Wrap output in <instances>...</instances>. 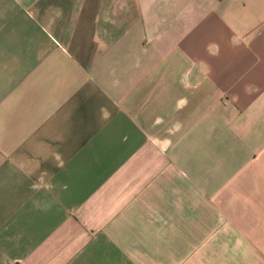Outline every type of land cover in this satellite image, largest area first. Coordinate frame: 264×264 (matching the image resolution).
<instances>
[{"label": "crops", "instance_id": "crops-1", "mask_svg": "<svg viewBox=\"0 0 264 264\" xmlns=\"http://www.w3.org/2000/svg\"><path fill=\"white\" fill-rule=\"evenodd\" d=\"M0 264H264V0H0Z\"/></svg>", "mask_w": 264, "mask_h": 264}, {"label": "clouds", "instance_id": "clouds-1", "mask_svg": "<svg viewBox=\"0 0 264 264\" xmlns=\"http://www.w3.org/2000/svg\"><path fill=\"white\" fill-rule=\"evenodd\" d=\"M99 112L101 114V119L106 120V119H109L111 117V113L109 112V110L107 109L106 106H101L100 109H99ZM56 160L57 161L61 160V156L59 154L56 155ZM56 166L60 167L62 165L61 164H57ZM49 187H51V185ZM62 187L64 188V190H67L68 186L67 185H63Z\"/></svg>", "mask_w": 264, "mask_h": 264}]
</instances>
